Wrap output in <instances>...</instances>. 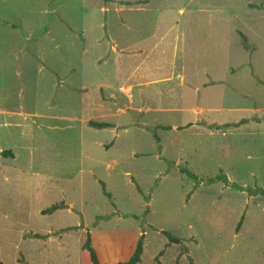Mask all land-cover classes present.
Wrapping results in <instances>:
<instances>
[{"label": "rangeland", "instance_id": "1", "mask_svg": "<svg viewBox=\"0 0 264 264\" xmlns=\"http://www.w3.org/2000/svg\"><path fill=\"white\" fill-rule=\"evenodd\" d=\"M120 1L0 0V264H264V0Z\"/></svg>", "mask_w": 264, "mask_h": 264}, {"label": "trees", "instance_id": "2", "mask_svg": "<svg viewBox=\"0 0 264 264\" xmlns=\"http://www.w3.org/2000/svg\"><path fill=\"white\" fill-rule=\"evenodd\" d=\"M141 2L142 1H138V0L135 2L134 1H120V3H122L124 5H133V4H138ZM253 6H256V5H253ZM240 34H241L242 43H243L244 47L247 49H250L246 35L244 33H240ZM89 125L92 127H96V128H106V127L113 126L111 123L102 122V121H95V120H90ZM226 126H228V124L223 125L222 127H226ZM160 127H162L163 129H170V127H168V126H160ZM211 127L217 129V128H220L221 126L220 125L219 126L213 125ZM0 155L13 156V152L10 149L3 150V151H0ZM191 176L196 178V176L193 174H191ZM218 179H219V177H218ZM261 192L264 193V190ZM58 208H59V205H53L52 207L45 209L42 212L43 213H51ZM240 225H241V222H240L238 228L240 227ZM163 234L165 235V237L167 239V244H169V245L182 243L183 239L181 237H176L168 231H163ZM82 248H83V250L87 251V254L89 256V260H90L91 264H102L100 256L98 254V251L92 242V236H91L90 232H87L85 241L82 245ZM143 253H144V236L142 235L139 237V239H138L136 245L134 246L132 253H130L129 257L125 261H119V262H116L114 264H139L142 261ZM163 253L164 252L161 251V252H159V255L162 256ZM182 254H183V252L181 251L179 253V257ZM159 264H161V262Z\"/></svg>", "mask_w": 264, "mask_h": 264}, {"label": "crops", "instance_id": "3", "mask_svg": "<svg viewBox=\"0 0 264 264\" xmlns=\"http://www.w3.org/2000/svg\"><path fill=\"white\" fill-rule=\"evenodd\" d=\"M163 79H168V76L166 77V78H163ZM159 81V80H158ZM158 81L156 80L155 82H157L158 83ZM162 82H164V81H162ZM141 83V86L142 87H144V86H148L149 84L148 83H150V82H148V83H146L145 81H143V82H140ZM141 94H142V96H144L145 95V93H143V91H141ZM134 97H135V95L133 94V101H131V102H133V103H135V101L137 100H135L134 99ZM139 103H142V104H140L138 107L134 104V107L136 108V109H139L140 107H143V108H147V107H149V104H147L145 101H141L140 99H139ZM145 103H146V105H145ZM192 109H194V108H192ZM160 126H168V127H170V129L173 127V129L174 128H177L178 127V125L177 124H172V125H164V124H160L159 125V127ZM179 128H181V127H179ZM170 129H166V130H170ZM140 264V263H139Z\"/></svg>", "mask_w": 264, "mask_h": 264}]
</instances>
